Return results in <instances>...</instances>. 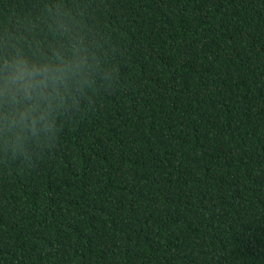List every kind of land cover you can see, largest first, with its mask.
<instances>
[{"label": "trees", "instance_id": "1", "mask_svg": "<svg viewBox=\"0 0 264 264\" xmlns=\"http://www.w3.org/2000/svg\"><path fill=\"white\" fill-rule=\"evenodd\" d=\"M74 48L43 139L0 126V264H264V0H0V56Z\"/></svg>", "mask_w": 264, "mask_h": 264}, {"label": "clouds", "instance_id": "2", "mask_svg": "<svg viewBox=\"0 0 264 264\" xmlns=\"http://www.w3.org/2000/svg\"><path fill=\"white\" fill-rule=\"evenodd\" d=\"M90 66L83 48H74L67 59L60 52L40 60L19 51L0 56V126L7 131L13 150L43 139L52 127L51 111L61 90Z\"/></svg>", "mask_w": 264, "mask_h": 264}]
</instances>
